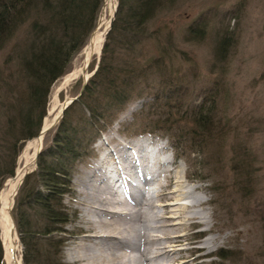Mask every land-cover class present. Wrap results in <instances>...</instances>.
Here are the masks:
<instances>
[{
  "label": "trees",
  "instance_id": "obj_1",
  "mask_svg": "<svg viewBox=\"0 0 264 264\" xmlns=\"http://www.w3.org/2000/svg\"><path fill=\"white\" fill-rule=\"evenodd\" d=\"M102 3L103 0H0V50L9 46L3 60L7 73L4 78L0 74V148L12 159L6 172L0 166L3 180L14 175L15 158L22 144L41 130L49 90L69 72L73 56L88 42ZM176 3L177 0H117L95 73L82 95L63 113L51 147L38 154L36 172L25 177L15 198L12 213L23 247L21 264H63L62 226L69 221L62 199L70 190L73 165L88 157L98 132L112 124L130 102L144 95L154 103L164 96L177 100L172 105L171 101L164 104L165 108H174L183 101L185 79L170 66L172 51H178L172 50L169 36L159 26L149 29L162 12ZM212 15L216 16L215 11ZM209 16L202 13L196 23L192 22L186 41L205 37ZM215 32L214 50L223 61L230 44L227 48L225 45L233 38L222 28L216 27ZM214 88L202 94L203 106L193 110L189 120L198 132L187 127V119L165 118L173 132L166 127L161 130L167 131L176 150L179 141L183 148L187 144L194 148L195 136L205 137L202 145L227 140L229 122H217V110L211 107L215 98H222L219 94L212 96L218 90L213 92ZM160 118L146 124L150 132H159ZM232 149L234 187L243 199H250L255 183L253 159L243 155L240 145ZM217 257L232 258L227 250L219 251Z\"/></svg>",
  "mask_w": 264,
  "mask_h": 264
},
{
  "label": "rangeland",
  "instance_id": "obj_2",
  "mask_svg": "<svg viewBox=\"0 0 264 264\" xmlns=\"http://www.w3.org/2000/svg\"><path fill=\"white\" fill-rule=\"evenodd\" d=\"M103 3L98 13L96 28L103 11ZM114 3H116L114 4L116 11L118 7L117 0ZM213 11H215L216 16L212 15ZM164 12L159 16L156 23H152L149 29L154 30L159 26L161 32L169 36L172 50L177 49L178 51H172L170 66L173 71L179 72L185 79L186 93L182 97L183 101L181 104L178 103V106L176 104L174 108H171L170 105L177 103V100L174 98L169 100L165 96L155 101V103L148 95L130 102L112 124L108 123L102 131L98 132V136L91 143V152L88 157L73 165L69 176L70 190L62 199L69 221L62 226L64 231L61 235L63 239L61 252L63 264H71L69 262L71 249L79 244V240L75 236H78L81 228L85 226L81 217V193L77 181L79 176L88 171L89 166L101 157L104 146L111 145L109 139L119 143L144 140L149 144L148 148L165 146L166 156L179 165L178 168L182 172V178H188L189 182L186 181L185 183L186 189L197 186L200 188L197 189L194 198H188L187 201H184V204H194L197 195L202 197L205 202L203 205L198 206L194 212H205L209 218L208 225L203 223L193 224L194 226L192 224L187 225L188 228L185 234L190 239L180 242L175 247L176 249L183 248L181 253L189 261L188 264H264V0H177L172 9ZM206 12L210 15V26L205 32V37L201 41H186L187 28L192 22H195L200 14ZM112 18L111 16L109 20L111 21ZM216 27L222 28L227 33L229 32L233 38V41L230 40L225 45L227 48L230 44L228 46L229 51H226L227 55L223 61H219L214 50ZM8 47H3L0 50V74L2 78L7 73V68L3 66V60L8 54ZM83 51L84 49L73 56L68 73L72 72L74 68L82 66L81 54ZM100 54L92 58L87 67V76L92 75L95 68H97ZM62 79L55 81L49 90L50 94L46 102L41 129L45 117L49 116L48 111L54 105L56 94L58 102L63 104L64 99L74 98L79 93L82 85L81 79L72 81L64 89L57 92L63 81ZM214 86L218 90L214 88L212 91L214 92L216 89V92L212 96L219 94L222 98H215L211 107L217 110L218 116L215 117L217 122L218 120H222L221 123L225 120L229 122L231 132L227 136V140L222 144L219 142L209 144L207 141L203 142L202 145L201 142L205 137L195 136L193 140L196 146L194 148H190V144L183 148L180 144L181 141L178 143L176 141L178 145V150H176L173 145L174 141L165 133L167 131L165 129L161 130L166 127L172 131L169 126L170 122L167 123L165 118H171L170 120L187 119L185 122L187 127L198 132L199 129H196L195 124L190 123L189 120H192L193 110L203 106L202 94ZM170 101L169 107L165 108L164 104H168ZM150 102L151 107L148 106ZM129 109H132L131 113L124 116ZM166 114L170 117H167ZM159 116H162L158 125L161 131L150 132L146 124L148 125L149 121L155 122ZM48 118L51 119L52 116ZM57 124L45 133L40 152L47 147H51ZM181 125L183 126V124ZM34 139H36V136ZM34 139L26 140L20 147L21 149L15 158L14 174L25 147L28 143H32ZM0 145H2L1 140ZM206 145H209V147L207 148ZM238 145L243 149L241 151L244 152L243 155L253 159L255 183L254 192L250 199H243L241 192L234 187L235 181L234 174L231 171V159L235 153L232 148ZM29 153H32V150ZM5 154V150L3 151L0 148V166L6 172V169L11 167L12 159L10 158L11 154H8V156H5ZM3 156H5V160L2 162ZM37 161L38 158L26 176L36 172ZM12 177H7L4 180L0 177V192L4 183ZM155 190L156 187L150 188L144 193L145 198L147 197L146 199L155 207L149 217L150 220L148 219V225L152 227L160 225L158 219L162 216V205H160L162 203L155 196ZM207 229H211L210 232H207ZM14 232L15 245H17L16 256L20 259L21 264L23 247L16 231V225ZM210 235L216 237V241H218L216 246L212 247L209 255L203 256L204 251H201L200 259L193 261V257L198 256L200 253L190 252L189 250L198 248L201 242ZM0 246L2 264H7L1 233ZM221 250L229 251L232 258L220 259L217 257ZM189 258L191 259L189 260Z\"/></svg>",
  "mask_w": 264,
  "mask_h": 264
},
{
  "label": "bare ground",
  "instance_id": "obj_3",
  "mask_svg": "<svg viewBox=\"0 0 264 264\" xmlns=\"http://www.w3.org/2000/svg\"><path fill=\"white\" fill-rule=\"evenodd\" d=\"M114 2L115 0L104 1L97 30L81 54L82 66L63 76L57 92L72 81L80 79L83 66L87 70L92 58L100 54L105 35L110 30L109 18L113 17L116 4ZM87 74L88 72L86 76ZM53 104L48 111L52 118L45 117L43 130L50 127L61 115L63 104L58 102L57 94ZM131 111L132 109H129L124 116L129 115ZM109 140L111 145L104 146L101 157L89 166L88 171L81 174L77 181L81 193V217L85 226L81 228L79 235L75 236L79 244L71 249L69 262L188 264L189 261L181 253L183 248L175 247L190 239L185 234L190 224L208 225L209 218L205 212H194L205 202L202 197L197 195L194 204H184L188 198H194L199 187L186 189L188 178H182L179 165L166 156L165 146L148 148L149 144L144 140L131 143ZM42 142L43 137L28 143L14 177L4 183L0 192V233L7 264H20V259L16 256V237L9 211L14 204L16 190L34 165L35 154L40 150L39 145H42ZM30 150L32 153H29ZM154 187L155 196L162 203V216L158 219L160 225L156 227L148 225V219L150 220L155 207L144 196L147 189ZM216 242V237L210 235L198 248L190 249V252L200 253L198 256H192V260L200 259L201 251H204L203 256L209 255Z\"/></svg>",
  "mask_w": 264,
  "mask_h": 264
},
{
  "label": "water",
  "instance_id": "obj_4",
  "mask_svg": "<svg viewBox=\"0 0 264 264\" xmlns=\"http://www.w3.org/2000/svg\"><path fill=\"white\" fill-rule=\"evenodd\" d=\"M103 5H104V3H103ZM115 11V10H114ZM113 18H114V14H113ZM113 18L111 19V22H110V24H109V26H110V28H111V23H112V21H113ZM109 28V29H110ZM97 30V28H95L94 30H93V32L90 34V36H89V38L91 39V37H93L94 36V33H95V31ZM108 32V31H107ZM89 39V40H90ZM88 43H89V41L86 43V45L84 46V50H85V48L87 47V45H88ZM88 70H86L85 69V67L83 66V68H82V76H81V81H82V85H81V88H80V90H79V93L74 97V98H66V99H64V101L62 102L63 103V109H62V111H61V115L58 117V118H56V120H55V122L53 123V124H51V126L50 127H48L47 129H41L40 131H39V133L37 134V136H36V139L37 140H40V138H44V135H45V133H47L49 130H51L52 128H54L55 127V124H57L62 118H63V116H64V111H65V109L70 105V104H72L73 102H75V100H77L80 96H81V94L83 93V90H84V88H85V85H86V83H87V80H88V78L90 77V76H92V75H90V76H86V72H87ZM39 147H41V145H39ZM40 150H41V148H40ZM40 150H38L37 152H36V154H35V160H34V163H35V161L37 160V155L39 154V152H40ZM29 174V172H27L26 174H25V176L26 175H28ZM25 178V177H24ZM23 178V179H24ZM24 181V180H23ZM23 181L19 184V186H18V188L20 187V185L23 183ZM18 188H17V190H18ZM16 190V193H15V196H16V194L18 193V191ZM12 210V209H11ZM11 210L9 211V213H10V216H11V220H12V224H13V229H15V223L13 222V215H12V213H11ZM15 257V256H14Z\"/></svg>",
  "mask_w": 264,
  "mask_h": 264
}]
</instances>
